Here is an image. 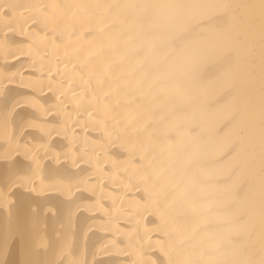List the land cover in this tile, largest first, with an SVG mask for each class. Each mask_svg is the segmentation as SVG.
Segmentation results:
<instances>
[{"label": "bare ground", "instance_id": "6f19581e", "mask_svg": "<svg viewBox=\"0 0 264 264\" xmlns=\"http://www.w3.org/2000/svg\"><path fill=\"white\" fill-rule=\"evenodd\" d=\"M0 264H264V0H0Z\"/></svg>", "mask_w": 264, "mask_h": 264}]
</instances>
